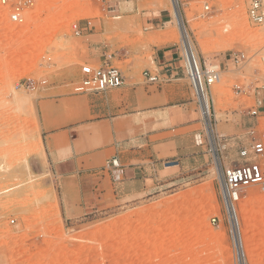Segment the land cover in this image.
Listing matches in <instances>:
<instances>
[{"label": "rangeland", "instance_id": "obj_1", "mask_svg": "<svg viewBox=\"0 0 264 264\" xmlns=\"http://www.w3.org/2000/svg\"><path fill=\"white\" fill-rule=\"evenodd\" d=\"M248 2L31 0L22 25L0 5V264H240L221 180L224 167L241 162L238 147L264 133V24L251 21ZM160 14L172 21L151 24ZM185 31L220 78L210 88L209 115L199 109L193 134L163 160L166 181L128 196L83 193L79 206L69 205L77 187L51 171L43 127L58 118L78 137L77 150L81 135L104 139L103 128L89 122L101 115L106 93L74 92L81 65H99L93 58L101 53L120 69L142 67L153 46H181ZM232 53H242L239 62ZM103 141H92L95 151L110 148L101 165L117 155ZM259 160L264 171V154ZM235 209L246 210L237 214L245 264H264V193L245 188Z\"/></svg>", "mask_w": 264, "mask_h": 264}, {"label": "crops", "instance_id": "obj_2", "mask_svg": "<svg viewBox=\"0 0 264 264\" xmlns=\"http://www.w3.org/2000/svg\"><path fill=\"white\" fill-rule=\"evenodd\" d=\"M171 21L169 14H160L151 24L162 26ZM152 52L147 65L119 68L123 85L107 91L99 103L101 115L89 123L103 128L104 139L99 133L81 135L83 147L77 150L73 142L78 137L63 128L58 118L43 127L51 171L65 186L77 187L75 197L67 199L69 205L79 206L83 193L95 197L98 191H116V195L128 196L161 186L166 181L159 175L167 168L163 160L177 153L179 138L191 136L199 123V108L179 67V45H156ZM93 59L101 63L107 58L99 53ZM145 69L165 80L147 83L142 75ZM97 138L111 145L120 167L111 172L101 168L110 148L105 153L95 151L92 141ZM81 180L87 183L80 184Z\"/></svg>", "mask_w": 264, "mask_h": 264}, {"label": "built area", "instance_id": "obj_3", "mask_svg": "<svg viewBox=\"0 0 264 264\" xmlns=\"http://www.w3.org/2000/svg\"><path fill=\"white\" fill-rule=\"evenodd\" d=\"M247 14L251 21L255 24H264V9L262 0H248ZM31 0H19L15 3H9L8 0H0V5L6 8L8 19L15 25L24 24V7ZM204 10H209V6L205 5ZM89 24V22H88ZM71 30L75 35H82L83 28L77 23H72ZM179 67L188 79L190 88L192 89L198 108L203 112L206 107V115H209V93L213 83L219 80V72L216 68H208L203 65L197 57L193 47L190 45L179 46ZM242 53H232V60L239 62ZM147 83H160L164 81L156 73H151L148 69L142 72ZM124 83V77L118 67L113 66L107 59L93 66L88 63L81 65L80 78L74 87L76 93H106L108 90L118 88ZM258 94V93H257ZM208 100V105L206 101ZM262 107V98L259 97L255 101V105L250 109V114L256 116ZM203 114V113H202ZM204 115V114H203ZM264 154V133L258 137H253L247 144L238 147V155L241 162L236 165L226 166L222 169V191L225 207L228 215L235 218V203H237L245 188L250 186L258 187L259 192L264 193V171L259 158ZM120 167V161L117 155L109 157L103 169L113 171ZM212 224L218 226L217 217L211 218ZM233 240L235 237L231 231ZM238 236V234H237ZM242 262L245 264L243 252L241 253Z\"/></svg>", "mask_w": 264, "mask_h": 264}, {"label": "bare ground", "instance_id": "obj_4", "mask_svg": "<svg viewBox=\"0 0 264 264\" xmlns=\"http://www.w3.org/2000/svg\"><path fill=\"white\" fill-rule=\"evenodd\" d=\"M182 38L183 39V43L185 45H191L190 41L189 40V36L187 34V32L185 31L183 34H182ZM208 68H211V67H208ZM214 99V98H213ZM206 104L208 105V100L206 101ZM204 111L202 112L204 115H206V112H207V109L206 107H204L203 109ZM217 118V117H216ZM218 175H220L218 173ZM235 205V204H234ZM245 209L244 210H240L238 213H237V210L235 209V218L233 216H229V218L231 219V223H232V231H233V235L235 237V243H236V247H237V250H238V259H239V262L241 263L242 262V257H241V253L243 252V250L240 251V244H241V241L239 240L240 239V236H241V229H240V225H239V218H238V215L237 214H240V215H243L245 213ZM244 227H249L250 226V222H244L243 224ZM238 234V236H237ZM240 235V236H239ZM244 254V253H243Z\"/></svg>", "mask_w": 264, "mask_h": 264}, {"label": "water", "instance_id": "obj_5", "mask_svg": "<svg viewBox=\"0 0 264 264\" xmlns=\"http://www.w3.org/2000/svg\"><path fill=\"white\" fill-rule=\"evenodd\" d=\"M177 16H178V14H177Z\"/></svg>", "mask_w": 264, "mask_h": 264}]
</instances>
